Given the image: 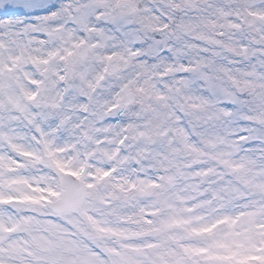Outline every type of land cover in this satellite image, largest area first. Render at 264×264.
<instances>
[{
    "label": "rangeland",
    "instance_id": "1",
    "mask_svg": "<svg viewBox=\"0 0 264 264\" xmlns=\"http://www.w3.org/2000/svg\"><path fill=\"white\" fill-rule=\"evenodd\" d=\"M146 1L106 0L97 14L102 0H0L2 14L46 10L49 44L78 50L63 61L69 89L60 93L55 73L36 92L27 63L51 52L33 38L25 53L14 27L0 33L10 55L0 66L18 86L2 97L0 87V264H264V130H251L260 146L242 154L233 126L250 101L247 115L262 120L264 0ZM114 10L118 38L88 21ZM150 33L160 38L135 56ZM30 121L46 143L32 144ZM66 173L85 196L55 216L45 204Z\"/></svg>",
    "mask_w": 264,
    "mask_h": 264
},
{
    "label": "water",
    "instance_id": "2",
    "mask_svg": "<svg viewBox=\"0 0 264 264\" xmlns=\"http://www.w3.org/2000/svg\"><path fill=\"white\" fill-rule=\"evenodd\" d=\"M243 219H245V217H242Z\"/></svg>",
    "mask_w": 264,
    "mask_h": 264
}]
</instances>
